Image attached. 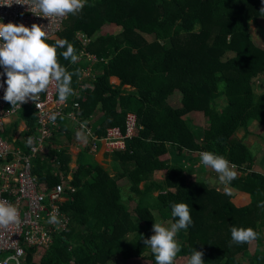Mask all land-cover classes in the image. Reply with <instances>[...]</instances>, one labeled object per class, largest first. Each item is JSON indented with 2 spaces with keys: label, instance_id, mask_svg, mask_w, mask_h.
<instances>
[{
  "label": "trees",
  "instance_id": "1",
  "mask_svg": "<svg viewBox=\"0 0 264 264\" xmlns=\"http://www.w3.org/2000/svg\"><path fill=\"white\" fill-rule=\"evenodd\" d=\"M262 7V0H87L81 12L69 15L60 38L73 45L78 57L85 51L100 62L94 66L95 80L80 82L88 64L58 57L68 71L80 70L71 85L80 94L67 101L79 104L80 119L93 126L98 138L111 128L125 132L129 115L136 118L138 133L126 140L125 151L110 156V170L87 154L89 148L79 154L73 182L76 193L63 207L72 220L70 229L56 236L37 262V253L29 249L24 264H71L73 260L120 264V259L128 264L145 258L142 236L153 234L154 213L171 216L173 202L188 204L193 220L187 231L178 233L183 256L196 249L204 253L205 264H264V209L258 207L264 201V177L252 171L253 156L241 141L229 143L240 131L247 136L251 124L264 131V91L259 95L252 91L264 77V49L249 34L250 24L264 19ZM107 26L117 34L103 35ZM78 34L90 39L86 48ZM65 50L57 49L58 53ZM226 54L232 58L223 62ZM141 70L157 79L147 82L136 96L123 95L129 75ZM111 78L120 85H112ZM82 85L88 87L81 89ZM175 95L180 97L179 108L171 103ZM198 114L219 121L205 128L201 141L198 126L190 123ZM59 121L56 138L71 142L70 122ZM22 122L35 129L32 108L25 107L9 126V140ZM168 146L184 161L201 151L224 156L238 174L230 185L232 195L217 191L204 176L190 177L178 162L170 165L164 159ZM55 157L64 171H70L73 159L67 148L48 150L34 170L50 187L60 183L54 174ZM161 171L166 172L165 180L153 181V174ZM121 180L127 182V197L118 186ZM239 194L246 204L233 202ZM129 202L134 203L132 210ZM232 226L251 227L258 239L229 246ZM148 260L155 264L153 255Z\"/></svg>",
  "mask_w": 264,
  "mask_h": 264
},
{
  "label": "built area",
  "instance_id": "2",
  "mask_svg": "<svg viewBox=\"0 0 264 264\" xmlns=\"http://www.w3.org/2000/svg\"><path fill=\"white\" fill-rule=\"evenodd\" d=\"M12 2V0H0V4ZM21 3L24 0H20ZM28 5H20L13 2L11 7L0 6V18L3 23L13 22L23 23L30 27L33 23L43 25L48 33V41L55 40L60 36L65 22L69 15L63 18L38 17L28 11ZM77 38L83 48L90 43V39L84 34H78ZM78 61L88 64L82 72L80 82L95 80L94 66L100 62L96 57L83 51ZM3 68L0 67V72ZM6 77H0L2 82ZM6 87V85H4ZM88 87L82 85L81 88ZM4 89L0 88V200L14 204L20 214V223L12 226L9 230H0V262L7 256L15 255L17 249L22 250L23 254L18 257L20 264H24L29 249L36 253L49 249L55 241L56 236L69 231L72 220L64 212V204L72 199L76 193L73 185L75 168L64 171L62 164L57 163L54 158L53 165L56 169L55 176L60 179V183L55 187H50L47 183H42L34 173L36 161L44 158L49 150V146L60 133V117L66 118L70 123L80 127L81 108L78 103L69 104L59 103L54 89L49 93H42L40 97L41 107L38 109L36 104L29 101L17 107L13 111L11 105L3 100ZM30 107L34 110L36 117V127L34 130H27L29 137L13 138L9 140L5 135L7 125L12 119L19 117L20 113ZM58 113L57 120L52 123L49 120L51 113ZM92 133L88 138L89 154L96 156L99 153L111 156L116 152L125 151L126 140L136 136V118L132 115L127 117L126 129L123 132L120 128L107 130L106 136L98 138L93 132V126L89 122L86 125ZM28 138H32L33 143H27ZM22 144L23 147L18 146ZM58 212L62 225L57 230V225L46 222L50 213ZM15 264V261L11 262ZM71 264H78L75 260Z\"/></svg>",
  "mask_w": 264,
  "mask_h": 264
},
{
  "label": "clouds",
  "instance_id": "3",
  "mask_svg": "<svg viewBox=\"0 0 264 264\" xmlns=\"http://www.w3.org/2000/svg\"><path fill=\"white\" fill-rule=\"evenodd\" d=\"M13 2L20 5H28V11L32 14L52 20L53 18H63L68 15H77L83 10L87 0H12V2L0 4V6L11 7ZM264 3V0H262ZM264 13V7L260 9ZM62 53H58V48H65ZM62 55L65 60L75 64L79 57L73 45L67 40L57 39L54 44L48 43V33L43 25L33 23L30 27L23 23L13 22L3 23L0 18V77H6L0 82V88L4 89L3 100L11 105L9 111L21 107L32 101L40 109V97L42 93H49L55 90L59 103H65L69 96L75 95L72 85V77L80 76V70L70 72L59 63L58 57ZM6 85V87H4ZM58 113H51L49 120L55 123ZM63 119V117H60ZM80 127L75 132L76 139L83 143H88L91 131L87 129V121L79 122ZM27 143H33L32 138H28ZM199 163L206 169H212L221 184L224 185L223 192L231 196V182L237 178L236 166L222 155L210 151L199 153ZM193 175V174H192ZM194 176V175H193ZM171 216L174 222L170 226H164L161 222H154L152 225L153 234L149 238L142 236L145 248L150 249L154 256L155 264H175L181 245L176 240L177 234L187 229L193 224L191 212L186 203H171ZM258 207L264 209V201L259 202ZM46 222L48 224L62 225L58 212L49 214ZM20 223L18 208L7 201L0 200V230H9L12 226ZM232 244H252L258 239V233L251 227L230 228ZM23 252L17 249L15 255L7 256L0 264H20L18 257ZM204 253L194 249L187 258L186 264H205Z\"/></svg>",
  "mask_w": 264,
  "mask_h": 264
},
{
  "label": "rangeland",
  "instance_id": "4",
  "mask_svg": "<svg viewBox=\"0 0 264 264\" xmlns=\"http://www.w3.org/2000/svg\"><path fill=\"white\" fill-rule=\"evenodd\" d=\"M107 29H104L103 31V35H116L117 32L115 30V28L113 26H107ZM250 37H252L251 40H253V42L255 43V45L259 48L264 49V19H260L258 20L257 24H250V31H249ZM149 43H152V41H149ZM229 58H232L231 54H226L223 57V62ZM157 78L152 77L151 75H149L148 73L145 72V70H141L138 75L135 77V85L136 88L133 86V83L131 82V85L129 82H126V86L124 85L122 87V92L129 94V93H133L132 96H136L138 94V90L139 89H145L148 86L147 82H153L155 81ZM160 79H162V76L160 77ZM134 87L135 90L134 92H131L133 90ZM252 91L254 94L259 95L264 91V77L259 79V82L255 83V85L252 87ZM178 103V100L174 101L172 104L176 105ZM186 120V118H185ZM191 124H194L192 122V120H190ZM216 123H219V121L217 120V117H213V118H202V121L200 122L199 125V130H197V135L199 137L203 136V131L205 130V128L210 127L211 125H214ZM197 128V129H198ZM259 127V126H254L253 124H251L250 128L248 129V135L244 136L243 132H238L237 134H235L231 140L229 141V143H237L239 141H241V143L246 146L249 151L251 152L252 156H253V166H252V171L258 173L259 175L264 177V145L263 142L261 141V139H264V131L263 129ZM54 142V141H53ZM52 142V143H53ZM81 142H79L76 137H74V139H72L71 142H69L67 140V138L65 137H61L56 141V145H60L61 144V151H63L64 149H69L70 150V155L72 156V159L74 157V152L76 151V147L72 146V145H78L81 147V151L83 150V146L85 144H81ZM79 147V148H80ZM73 149V151H72ZM91 155V154H90ZM97 155H100L97 154ZM96 155V156H97ZM194 155V154H193ZM76 156V155H75ZM106 158V157H105ZM109 159V158H107ZM107 159L100 161L101 166H103L106 170H110V166H111V161H107ZM111 159V158H110ZM167 162H169L170 160V155L169 157L166 155V157L164 158ZM99 164V163H98ZM76 166L74 160H72V164L70 165V168H74L73 167ZM196 169H200L199 172L204 174L206 177L210 176L209 173H215L212 169L208 168H204L201 164H198ZM164 174H158L156 175V180L157 181H161L164 179ZM192 178H194L193 176H191ZM208 180H211V178H209ZM207 180V181H208ZM210 186H213L217 191L219 192H223V188L224 185L221 184L219 182V180H216V182H211L209 181ZM118 186L122 189V194L124 197H127L128 195V188H127V182L125 180H121L118 182ZM224 193V192H223ZM129 196V195H128ZM243 197V196H242ZM238 197L236 199L233 200L234 203H240V204H244L245 203V199L244 197ZM240 199H243L240 200ZM127 202V201H126ZM246 204V203H245ZM129 209H133L134 207V203L133 202H129L128 204ZM157 222H161L164 226H170V224L172 223V216H167V215H159L158 213H154ZM176 240L178 242H180V236L177 234L176 236ZM146 254H145V258H136L132 261H130L128 264H152V262L150 260H148V258L152 255L150 249L146 248ZM44 251H39L35 256H34V262H37L41 255L43 254ZM186 256H183L180 252L177 255L175 264H186L187 261ZM122 260L120 259L118 261V263L122 264Z\"/></svg>",
  "mask_w": 264,
  "mask_h": 264
},
{
  "label": "crops",
  "instance_id": "5",
  "mask_svg": "<svg viewBox=\"0 0 264 264\" xmlns=\"http://www.w3.org/2000/svg\"><path fill=\"white\" fill-rule=\"evenodd\" d=\"M104 29H107L106 27L104 28ZM57 39H61L60 38V36L59 37H57L55 40H57ZM149 41H152V40H150V39H148ZM138 75V72H134V73H132V74H130L129 75V78H128V81L127 82H129L130 83V85H131V82L133 83V86L136 88V83H135V77ZM85 82V81H84ZM110 83L112 84V85H115V86H119L120 85V81L117 79V78H111L110 79ZM126 84V83H125ZM126 86V85H125ZM134 87H131V88H133V90L131 91V92H134V90H135V88ZM82 89V88H81ZM84 89V88H83ZM80 94V91H77V92H75V96H78ZM122 94L123 95H128V96H132V94L133 93H129V94H126V93H123L122 92ZM177 94V93H176ZM176 100H178V103L175 105L176 107H180V97H178V95H175V97L173 98V100H172V102L171 103H173L174 101H176ZM170 103V104H171ZM202 116L201 115H194V119H192L193 121V123L195 124V125H197L198 127H199V125H200V122L202 121ZM96 119H97V117L96 118H93V120H91V123L93 124L95 121H96ZM18 120V117L16 118V119H12L11 121H9V123H8V125H7V129L9 128V126L14 122V121H17ZM71 126V127H70ZM70 128H72L71 129V132H72V139H74V137H75V132H76V128H75V125H73L72 123H70ZM200 128V127H199ZM30 129V127L25 123V122H22L21 123V125H20V127H19V129L18 130H16V132H15V134L13 135V137H12V139L13 138H23V137H25L26 138V136H27V134L29 133V132H27V130H29ZM6 136V135H5ZM27 137H29V136H27ZM8 138V137H7ZM9 139V138H8ZM198 139V141H201L202 140V137H200V138H197ZM56 140H58L57 138H56ZM53 142V141H52ZM82 143H80V145H81ZM18 146H20V147H23V145L22 144H19ZM72 146H75L77 149H76V151L74 152V157H73V160H74V162H75V165H76V162H77V159H78V156H79V154H81L82 152H86L87 151V149H88V146H87V144L86 145H84L83 146V150L81 151V147L80 146H78V145H72ZM80 147V148H79ZM49 150H58L59 152H62L61 150V147H59L58 145H56L55 144V141L53 142V143H51V145L49 146ZM72 151H73V149H72ZM87 154L89 155V156H91L92 158H93V160L96 162V163H99V165H101L100 164V161H99V158H100V160L101 161H103V160H105V159H107V158H109V159H107V161H111V159H110V156L109 155H104L103 153H100V155H97V156H94V155H90L89 154V152H87ZM76 155V156H75ZM169 155H170V159H168V160H170L169 161V163H170V165H172V164H174V163H176V162H178V163H180L181 165H184V168H186L187 169V171H188V174H189V176L191 177V176H193L194 178H196L197 176H204L205 178H207V180L209 179V178H211V180H208V181H211V182H216V180H218V177H217V174L216 173H212V172H210L209 173V175L210 176H205L204 174H202V173H200L199 172V170L200 169H196L197 168V166H198V164H200L199 163V156L197 155V154H192V155H190V156H187V158H186V161H184L183 159L182 160H180L179 158H178V155H177V152H176V149L174 148V147H171V146H168V154H167V156L169 157ZM106 157V158H105ZM56 158V157H55ZM72 164V163H71ZM70 164V165H71ZM73 167H74V165H73ZM75 169H76V166L74 167ZM158 174H164L163 176H164V179L163 180H161V181H157L156 180V175H158ZM193 174V175H192ZM238 175V174H237ZM165 177H166V172L165 171H161V172H155L154 174H153V176H152V179H153V181H156V182H163L164 180H165ZM157 195V194H156ZM238 197H242V195H238L237 197H235L234 199H236V198H238ZM244 197V196H243ZM242 197V198H243ZM245 199V198H244ZM240 200H242L243 201V199H240ZM237 204H239V203H237Z\"/></svg>",
  "mask_w": 264,
  "mask_h": 264
}]
</instances>
